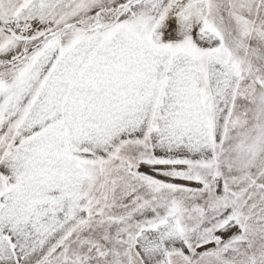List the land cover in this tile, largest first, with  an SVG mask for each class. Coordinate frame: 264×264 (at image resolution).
Wrapping results in <instances>:
<instances>
[{
    "label": "rangeland",
    "instance_id": "374dc122",
    "mask_svg": "<svg viewBox=\"0 0 264 264\" xmlns=\"http://www.w3.org/2000/svg\"><path fill=\"white\" fill-rule=\"evenodd\" d=\"M130 1L0 0V264H264V0Z\"/></svg>",
    "mask_w": 264,
    "mask_h": 264
},
{
    "label": "water",
    "instance_id": "95a60500",
    "mask_svg": "<svg viewBox=\"0 0 264 264\" xmlns=\"http://www.w3.org/2000/svg\"><path fill=\"white\" fill-rule=\"evenodd\" d=\"M142 0H131L129 3H127L124 7H122L121 11H127L128 9H130L135 3L141 2ZM99 24H101L100 22V18L98 19V21L96 23H94L93 25H91L88 29H92L96 26H98ZM75 29H80L76 26H66L62 29H60L58 32L56 33H52L49 34L47 36H45L44 40L42 41V43L40 44V46L33 50L31 53H29L27 56L30 57L31 55H33L34 53L38 52L40 49H42L49 41H51L52 39L56 38L57 36H59L61 33L68 31V30H75Z\"/></svg>",
    "mask_w": 264,
    "mask_h": 264
},
{
    "label": "trees",
    "instance_id": "16d2710c",
    "mask_svg": "<svg viewBox=\"0 0 264 264\" xmlns=\"http://www.w3.org/2000/svg\"><path fill=\"white\" fill-rule=\"evenodd\" d=\"M79 30H83V29H79ZM12 65H9V66H5L3 68L0 69V73H2L3 71H7L11 68ZM167 262H170V255L168 256L167 254Z\"/></svg>",
    "mask_w": 264,
    "mask_h": 264
}]
</instances>
